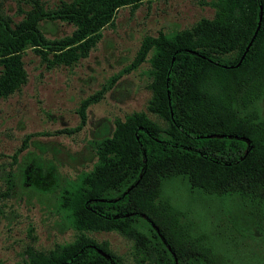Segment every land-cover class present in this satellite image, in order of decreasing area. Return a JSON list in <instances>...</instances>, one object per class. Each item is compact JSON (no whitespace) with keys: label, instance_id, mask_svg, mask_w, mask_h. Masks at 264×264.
Wrapping results in <instances>:
<instances>
[{"label":"trees","instance_id":"obj_1","mask_svg":"<svg viewBox=\"0 0 264 264\" xmlns=\"http://www.w3.org/2000/svg\"><path fill=\"white\" fill-rule=\"evenodd\" d=\"M139 1L72 0L49 12L30 11L14 25L0 12V97L25 81V48L44 55L51 50L56 61L71 63L95 44L119 6ZM214 3L212 18L143 36L130 67L150 62L147 110L155 117L132 111L116 119L111 134L94 142L93 166L63 183L30 180L39 159L23 170L22 181L31 187L59 189L57 208L79 232L34 264H128L86 234L98 230L130 237L135 264H231L165 190L176 179L196 195L247 200L254 217L264 219V114L258 106L264 95V0ZM47 15L75 28L50 40L38 25Z\"/></svg>","mask_w":264,"mask_h":264},{"label":"rangeland","instance_id":"obj_2","mask_svg":"<svg viewBox=\"0 0 264 264\" xmlns=\"http://www.w3.org/2000/svg\"><path fill=\"white\" fill-rule=\"evenodd\" d=\"M71 1L0 0V12L14 25L30 11L49 12ZM216 11L214 0H141L119 6L101 27L95 44L71 63L56 61L48 49L45 55L32 46L24 49L25 81L0 97V264H34L79 233L57 208L59 189L33 188L22 181V172L39 159L43 167H36L30 180L63 183L93 166L94 142L111 134L116 119L132 111L155 117L147 110L152 97L150 62L146 58L130 67L143 36L190 28ZM38 25L50 40L75 28L73 22L49 15ZM258 106L264 114V95ZM164 187L206 229L224 260L264 264V219L254 217L251 203L235 196L196 195L177 179ZM86 234L135 264L132 240L126 234L117 230Z\"/></svg>","mask_w":264,"mask_h":264}]
</instances>
